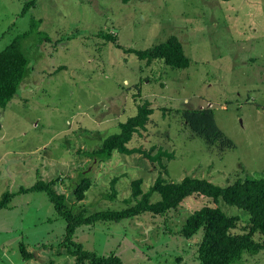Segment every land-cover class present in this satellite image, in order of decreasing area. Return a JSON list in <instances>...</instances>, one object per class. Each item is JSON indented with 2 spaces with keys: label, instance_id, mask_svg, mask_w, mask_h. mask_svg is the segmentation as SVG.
<instances>
[{
  "label": "rangeland",
  "instance_id": "374dc122",
  "mask_svg": "<svg viewBox=\"0 0 264 264\" xmlns=\"http://www.w3.org/2000/svg\"><path fill=\"white\" fill-rule=\"evenodd\" d=\"M30 1L0 0V51L34 29L22 40L32 72L0 108V200L16 192L0 207V264H82L59 247L66 222L47 194L18 192L39 179L53 180L69 195L79 172L90 170L94 186L72 203L95 211L126 207L136 178L146 190L159 176L226 186L264 175V0H37L23 14ZM100 30L125 49L152 48L177 35L191 64H147L100 37ZM147 101L154 112L129 145L154 147L152 155L165 150L163 165L143 153L115 152L103 163L83 155L118 133L120 122ZM205 108L213 109L231 147L209 146L185 127L182 111ZM114 177L119 193L104 198ZM206 202L192 197L168 217L145 213L83 226L77 241L100 254L115 252L127 264H199L195 251L203 232L187 239L175 230ZM221 206L247 222L238 207ZM22 245L33 258L23 256ZM242 264H264V249Z\"/></svg>",
  "mask_w": 264,
  "mask_h": 264
},
{
  "label": "trees",
  "instance_id": "16d2710c",
  "mask_svg": "<svg viewBox=\"0 0 264 264\" xmlns=\"http://www.w3.org/2000/svg\"><path fill=\"white\" fill-rule=\"evenodd\" d=\"M36 1L28 2L22 13L24 14L32 5H35ZM37 22L33 26L38 29L41 19ZM33 30L25 35H19L0 51V108L5 109L15 98L22 83L32 72V54L26 51L22 40L30 36ZM97 34L112 41L119 48L123 47L117 42L118 38L114 34L103 30ZM125 50L147 61V64L156 60H161L172 68H188L191 64V59L186 55L180 38L174 34L152 48ZM153 112L154 108L148 101L140 104L134 115L120 122L121 130L118 133L106 137L98 148L83 151V155L87 156L92 163L94 160L103 163L112 159L115 152L123 155L143 153L152 161L157 160L163 165L162 158L167 154L165 150L160 149L152 155L154 147L147 151L141 145L139 147L129 145L136 133L147 129ZM181 113L185 127L194 135L202 137L209 146L216 142H220L221 147L233 145L232 140L218 127L212 108L187 109ZM118 180V177L112 179L110 193L105 194L104 198L113 200L117 197ZM54 183L53 180L39 179L31 187H22L18 192L44 191L47 194L56 212L66 222L64 239L59 247L65 249L63 253L75 257L77 262L82 264L127 263L115 252L100 254L86 249L83 243L77 241L76 233L79 228L95 225L98 222H120L125 218H133L145 213L168 217V214L192 197L207 199L209 202L194 209L175 233L191 239L200 231L203 232L195 251L199 264H242L246 257L258 254L264 249V175L237 178L226 186L206 178L189 175L179 182L159 176L146 190L143 187L144 179L136 178L131 183V196L124 200L126 207L102 208L95 211H90L88 208L76 210V204L72 203V201L86 199L89 190L94 186L90 170L82 169L79 172V179L69 195L58 192ZM155 193L160 194V199L156 201L152 199ZM15 194L16 192H5L0 200V207L7 206ZM221 202L243 211L248 216L246 224L241 215L227 213L221 206ZM21 251L25 258L34 257L33 253L27 251L25 245L21 246ZM59 253L62 252L59 251Z\"/></svg>",
  "mask_w": 264,
  "mask_h": 264
}]
</instances>
